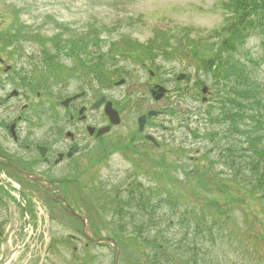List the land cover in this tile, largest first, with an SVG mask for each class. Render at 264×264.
<instances>
[{
  "label": "rangeland",
  "instance_id": "374dc122",
  "mask_svg": "<svg viewBox=\"0 0 264 264\" xmlns=\"http://www.w3.org/2000/svg\"><path fill=\"white\" fill-rule=\"evenodd\" d=\"M221 4L222 0H0V40L12 41L24 51L17 61V55H11L7 64L36 68L39 89L51 79L44 61L48 53L60 59L62 67H75L80 75L87 71L84 60L89 64V56L107 57L104 66L97 63L102 73L101 90L89 100L92 103L102 96L111 101L121 123L104 136L103 157L88 166L93 171L86 180L83 204L90 208L92 203L90 215L96 234L117 242V264H152L150 259L155 256L160 264H264V203L258 201V196L248 195L247 186L229 178L228 172L204 187L198 185L202 179L183 174L208 164L202 150L200 153L202 146L189 131L197 132L202 126L200 114L214 106L213 101L206 102L208 89L212 95L214 72L205 73L202 60L215 54V47H211L214 32L231 22L230 18L226 20L230 12L224 11ZM262 41L260 34L258 42L251 40L247 47L253 52L258 45L262 56ZM84 44L88 47L85 53L79 49ZM195 44L198 47H193ZM15 48L9 46L6 51ZM258 73L264 84V64ZM26 75H31L30 70ZM180 75L185 78L178 81ZM55 76L56 72L54 80ZM68 76L70 72L60 79ZM89 79L85 77V81ZM120 80L124 85L114 86ZM91 81L89 90L93 92L97 86ZM157 84L168 92L163 100L153 102L149 89ZM73 85L66 95L75 93ZM41 96L47 102L48 96ZM161 108L167 110L166 114L139 134L137 118ZM145 136H152L159 147L148 143ZM220 169L216 166L213 172ZM134 184L161 193L165 190L175 202L163 203L151 213L145 211L148 222H143L145 214L139 209L149 208L140 202L134 205L138 217L136 208L132 206L129 211L134 214L135 224L121 225L117 222L121 217H115L109 208L104 210L101 196L110 199L116 190ZM156 185L158 188H148ZM151 196L156 202L159 197L165 199L163 194ZM184 212L210 216V223L215 224L213 240L193 237L192 226L187 228V221L180 222ZM70 234L68 252L56 243L54 253L45 254L48 239L43 242L44 238H38L25 245L28 254L20 253L10 264H112V247L87 243L81 227L73 222ZM185 234L188 240L182 242ZM154 241L161 244L166 257L162 258L163 253L157 256L150 248ZM194 243L198 246L195 251Z\"/></svg>",
  "mask_w": 264,
  "mask_h": 264
},
{
  "label": "flooded vegetation",
  "instance_id": "af4514ba",
  "mask_svg": "<svg viewBox=\"0 0 264 264\" xmlns=\"http://www.w3.org/2000/svg\"><path fill=\"white\" fill-rule=\"evenodd\" d=\"M9 46L16 48L6 51ZM22 53L14 42L0 40V264H10L20 253L28 254L25 245L38 238H44L43 242L48 239L45 254H53L56 243L68 252L71 223L83 227L79 218L86 220L91 238L102 237L93 229L92 203L90 208L83 204L86 180L93 171L88 166L103 157L105 135L97 136V132L109 126L104 105L93 108L102 96L92 103L89 100L92 95L95 99L101 90V67L93 62L97 57H88L87 71L83 74L73 69L75 75L64 79L57 73L64 65H51L48 68L51 79L39 89L36 68L7 64L11 55L16 54L17 61L23 57ZM29 70L30 76L26 75ZM86 76L94 81L95 91L89 90L92 81H85ZM70 78L75 93L66 95L72 85ZM41 93L48 96L47 102L41 100ZM59 94L66 96L62 98ZM149 122L143 121L140 134L147 130ZM133 191L136 190H116L110 199L101 196L104 210L109 208L115 217H121L117 220L121 225L135 224L134 214L129 211L134 201L143 197L133 196ZM127 215L131 218L126 219ZM148 221L149 218L143 220Z\"/></svg>",
  "mask_w": 264,
  "mask_h": 264
},
{
  "label": "trees",
  "instance_id": "16d2710c",
  "mask_svg": "<svg viewBox=\"0 0 264 264\" xmlns=\"http://www.w3.org/2000/svg\"><path fill=\"white\" fill-rule=\"evenodd\" d=\"M221 7L224 11L230 12V16L226 17V20L230 18L231 22L220 31L214 32L213 38H211L214 39V43L211 47H215V54L211 59L202 60L203 71L205 73L214 72L212 95L208 101H213L214 106L211 109H206V107L204 114H200L202 126L198 128L197 132L196 130L189 131L190 136L196 138L197 144L202 146L200 153L202 150L201 155L208 164L207 166L204 164V166L192 167L189 171H183V174L190 178L194 176L202 179L198 185L204 187L210 185L209 183L212 181L215 182L216 176L228 172L229 178H235L238 182L245 184L247 194L257 195L258 201L263 204L264 84L260 81L258 72L261 65L264 64V54L259 56L258 45L253 52L247 45L251 40L258 42L260 34L264 38V0H222ZM207 41L205 42L207 43ZM198 42L200 45L202 40ZM262 43L264 49V42L262 41ZM198 45L195 44L193 47H198ZM79 49L85 53L88 49L87 44L82 45ZM193 50H195L194 53H200L197 49ZM50 55L46 54L48 60L45 61L46 64L51 62L50 65H52L55 63L56 57H50ZM106 58V56L98 54L96 62H93H100L99 64L104 66ZM216 166L221 168L219 172H213V168ZM132 188L145 187L134 184ZM148 188H158V186H149ZM137 192L142 196L143 193ZM164 192L149 189V197L143 199L144 201L135 200L134 205L145 202V206L149 209L142 208L140 212H143V215L146 214L145 211H150V213L155 211L163 203L173 205L175 201L172 202L169 193L165 190ZM153 194H163L165 199L159 197L156 202V199H152L151 195ZM134 208L136 207L134 206ZM209 219L210 216L200 217L199 214L184 212L180 222L187 221V228L192 226L193 237L202 239L204 236H208L213 240L215 224H211ZM124 227L122 226V228ZM187 236L185 234L181 241H187ZM160 246L161 244L154 241L150 248L156 251L157 256L164 254L162 257L164 258L167 255ZM197 247V243H194L192 250L195 251ZM150 262L152 264L159 263L156 256L150 259Z\"/></svg>",
  "mask_w": 264,
  "mask_h": 264
},
{
  "label": "water",
  "instance_id": "95a60500",
  "mask_svg": "<svg viewBox=\"0 0 264 264\" xmlns=\"http://www.w3.org/2000/svg\"><path fill=\"white\" fill-rule=\"evenodd\" d=\"M183 76L179 77V80L182 79ZM123 83V81L119 82L117 85H121ZM166 90L160 86H154L152 88V90L150 91L151 97L155 100L158 101L160 100L163 95L165 94ZM104 102V99H101L100 101H98L94 107H97L99 105H101ZM104 113L105 115L108 116L109 118V122L111 125H117L119 123L118 121V116L117 113L112 109L111 104L110 103H106L105 108H104ZM155 115V113L150 112L148 113V117ZM143 118H140L139 120V125H140V130L142 129V122H143ZM108 131V128L100 130L98 132V135L104 134L105 132ZM96 243H108L110 245H112L113 249H114V260H113V264H117V259H118V247L116 245V243H114L112 240L109 239H101V240H97Z\"/></svg>",
  "mask_w": 264,
  "mask_h": 264
}]
</instances>
